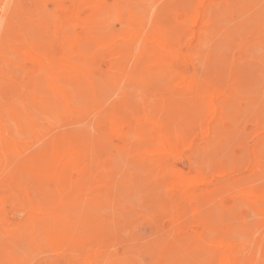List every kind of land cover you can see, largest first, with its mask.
Wrapping results in <instances>:
<instances>
[{"label":"rangeland","instance_id":"374dc122","mask_svg":"<svg viewBox=\"0 0 264 264\" xmlns=\"http://www.w3.org/2000/svg\"><path fill=\"white\" fill-rule=\"evenodd\" d=\"M32 1L31 0H0V90H1L0 103L3 102V104H0L1 106L0 109L3 108L4 111H6L5 109L9 110V108H11L8 111L9 116H7V113H6L7 111L4 112L3 110H0V112L2 111V115L3 113H5L4 114L5 118L3 117L4 124H2V121H1V124L4 126L5 131L4 130L2 131L3 127L0 124L1 125L0 129L2 128L0 132L2 131V133L4 134L6 132L5 135H1V137L3 136L2 138L0 137V140H1L0 142L2 143V145L0 143V146H4L5 142H2V141H4L6 138H9V137H10L9 139L13 140L14 142H17V141L20 143L25 142L24 143L25 146L28 145V143L30 142L32 144V139L34 142L32 145H34L35 144L34 140H37L39 142L38 138H42L40 140L41 144L40 143L35 144L37 148L34 145L35 149L40 150L42 148V144L46 143L45 140L48 141L49 139H51L52 134H53V137L54 135L64 136L69 133H72L73 135L76 128L78 129V132H81L80 134H77L76 132L77 135L75 137L77 141L82 140V142L78 141L79 143L83 144V141L85 140H87L88 142L90 138H88L87 135L89 133H90L89 137H91V142L90 144L87 143L88 144V153H87L88 155L86 154L87 156L85 155L86 157H83V158H86L87 160L84 159L85 160L84 162V160L81 158L82 159L81 161L84 162L86 166L81 165L82 163H76L77 167H79L78 169H80L79 172L76 170L72 171L70 169L71 170V174H70V172L68 173V168L70 166L68 167V164L66 163L62 166L63 168L61 169L62 175L65 174L64 172L68 173L65 175L68 179L66 180L69 182V184L67 181L65 182V180L62 179L61 189H64V187H66L67 184L68 185L72 184L71 187L69 186V188H67L68 187L67 186L65 190L63 191L62 190L58 191V188L61 187V184L58 185V187L57 186L55 187V183L52 182L51 180H49L50 181L49 182L47 181V179L41 180L38 177L35 179V174L31 175L25 169L24 163L22 165L20 163L21 161H23L21 160V157L22 159L23 157L25 158L24 154H22L21 156H19V154H16L15 160L13 162L14 166L12 165V163H8V164L0 163V181H2L4 184L6 182L5 180H9V178H12L11 182L9 180L7 181L8 184L5 183L6 186H4L2 182L0 183V189H1L0 199L4 200L3 213L6 214L7 219H8L7 225H3L2 223H0V264H49V263L50 264H80L79 262L81 260L85 262L87 261L85 264H100V263L101 264L102 263L103 264H121V263L123 264V262L125 261L129 262L127 264H150L152 259L153 260L151 264H163L162 262L164 260V256L166 257L164 264L166 263L167 264H209V263L214 264L213 262H215V264H219L217 262L221 255V250L219 248L217 249L214 247H217L216 245L220 241L234 243L239 249L238 252H241V250H246V248L247 249L249 248L250 250H252L256 247V246H253L252 244L256 243L257 241H258L257 243L261 242L263 246L260 245L258 246L259 248L256 247V249L258 248L257 249L258 251L254 249L258 253L260 252V254L256 252L259 256H255L256 254L254 253L255 252L254 250H253L254 252L252 251V254H251V251L248 250L251 256L249 255V252H247L248 258H246V255H245L246 253L242 252L240 255L242 254L243 255L240 257L243 258V256L245 255L244 259L246 260L249 258H253V259L257 258L256 264H264V249H263L264 247V210H263L264 209L263 208L264 199H261L263 201L258 200L256 203H253V202L250 203L249 201L247 202V200L249 199L244 197L243 195V193H245L248 190L264 191L263 189L264 187V128H263L264 127V112H263L264 111V46H263L264 45V0H206V1H203V0H96L97 3L98 2L99 3L97 4L98 6L95 7L92 11L93 23H94L95 28L99 30V33L101 34L103 33V36L112 34L114 31L115 32L112 35H119L120 33L123 32L124 29L127 30L129 28V23H128L129 19H134L136 23L139 24L141 28L145 30L146 33L149 32V28L151 29L152 26L154 28H156L155 26L159 27L157 24L163 26L162 20H164L165 18L166 19L164 20V24H165L164 26L167 28L168 27L173 28L172 24L178 22V24L180 25V28L177 31L173 32L172 36H174L173 38L177 39L178 43H180L179 48H180L182 55L185 54L183 56L184 57L186 56L185 62H183L184 65L181 67V71L188 74V78L190 77V80H193L196 82V87L194 88L193 91L189 93V95L185 97L181 96L182 98L179 97L177 93L178 89L174 87L173 84L171 85V82H170L171 76H169L171 73L168 74L166 72L164 74H161L160 71L152 70L153 71L152 72L150 70L151 74H149L148 72L149 69L147 65H145V63H147L148 61L147 59H144L145 61H142V65L145 62L144 63L145 67L144 65L143 66L141 65V67L145 71L141 68L143 71H140L137 75L134 76V79H135L134 82L133 80L130 82L129 78L132 77L133 71L131 72L129 71L131 69L134 70L137 64V61L139 60V58H141V56L138 54H141L142 49L144 50L143 44L141 45V43L140 44L137 43L135 47L133 48L134 49L133 52L137 51V55L139 56L137 60H135L136 54L134 53L132 54L131 49H130L131 51L127 55L128 61H127L126 66L128 70L126 72L128 73L125 72L127 74L126 75L127 79L125 78L127 80L126 81L127 84H126L125 79L123 80L124 78L123 76L125 73L123 72L122 69L119 68L120 62H119L118 57L117 58L114 57L112 54H110L107 51V49H104L101 47H99L100 49L97 47L96 50L93 51L95 47L91 46L93 48L92 49L93 54H91V57L94 55L91 59V62L93 63L94 61V63L91 64L90 62V64L92 65V67H95L96 64H97L96 67H98L99 65L98 68L95 67L94 69H90V75H93L95 77L94 79L93 77H91L90 80L96 79V82H97L95 83L92 80L93 83L96 84L95 92L93 90L94 93L92 91L90 92L91 94L88 93L90 96V99H89L90 102L87 103L86 98H83L82 100L81 97H79V94L74 89V87H70V86L65 87V89H68L70 91V95L72 96L71 103L72 101H74L73 108L75 109L76 112L75 113L73 112L72 116L69 113L70 109L66 110L62 102L54 101L53 96L51 97L52 94L51 95L49 94L51 93L50 90H47L46 85H44L45 84L43 82L44 80L42 81L43 84L42 85L39 84L37 87H39L40 89L42 86H44L45 88L43 87L42 91L37 90V93L35 96L41 99L40 102H43L42 104L35 106L36 104L33 102V100L27 101V100H30V98L29 97L25 98L24 92L26 91V88L29 89L30 88L29 85H31V88H33L32 85L35 84L34 82L38 83L40 81H38L39 79L37 78L35 79V77H32V74L30 73L29 69L30 68L32 69L34 67H32V65L30 64L24 63V60L19 55L17 49L23 47L24 46L23 44L24 43L26 44V42L28 44H32L34 42V45L36 46H38L39 43L41 44L43 43L42 45L46 49H57L58 48L57 42L53 40V37L51 39V36H53L52 30L49 29V25L45 26L44 24H49V23H46L47 19H49V17L47 16L48 15L47 13H49V16L51 18L55 17V15L53 16L51 12L55 10L56 12L54 13L57 14L56 4L58 3L59 0L57 1L41 0V2L43 1L42 2L43 5L40 2V0H32ZM201 1L204 3L201 4L202 3ZM59 2H62L65 5L67 4L66 6H70L69 0H64V1L60 0ZM37 4H39V6L41 7L37 6ZM49 4L50 5L52 4L54 6L50 7ZM36 6L39 8L37 9ZM45 7L47 9H45ZM207 7L212 10L208 9ZM40 10L43 11L41 15L39 14V12H41ZM44 11L46 13H44ZM148 13H149V16L147 15ZM33 15H34V19H32ZM25 16L27 17V19H31V20H27ZM37 16L39 18L36 20L35 17ZM97 16L101 18L99 19ZM240 17L241 19H239ZM157 19L158 21H156ZM32 20L34 22H39L40 23L39 26L41 27H38L37 26L38 23L35 24ZM222 20L224 21V23ZM119 21L121 22L120 24L118 23ZM144 21L145 22L147 21L148 26L146 24L144 25L145 23ZM151 21L152 22L156 21L157 23L156 22L150 23ZM28 22H29V26H28ZM41 23H43L44 27ZM96 23H99V24L96 25ZM149 24H152V25H149ZM17 25L18 26L20 25V28H18ZM45 28H46V31L44 30ZM121 28H122V32L120 30ZM118 29L120 31H118ZM20 30H23V32ZM15 34H17V37L15 36ZM50 34L51 36L49 37ZM44 37H47V38H44ZM34 39H36V41H34ZM44 39L47 40V42L45 41L46 43H49V44L53 43V44L52 45L45 44L47 46L46 47L44 45ZM16 41L19 43H17ZM87 45L90 47L91 44H87ZM40 46L41 45L39 44L38 47L40 48ZM249 46L250 48L248 49L247 47ZM139 47L141 48V50ZM13 48H15L17 51ZM137 49L140 50L139 51L140 53H138ZM14 54L17 57L20 56V58L18 57L19 60L14 56ZM134 56L135 58L133 59ZM132 61L135 63H132ZM12 68L14 69V71ZM102 68L106 71H104ZM23 69L25 70L27 69L28 72L25 74L22 73ZM25 70L24 72L27 71ZM108 71L109 73H107ZM181 71L177 70V72H181ZM154 72L155 73L157 72V75L156 74L152 75V73ZM18 73L19 74L21 73V77L19 76ZM114 73L115 74L117 73L119 75L118 78L115 75L117 79L113 77ZM233 73L235 74L234 76L236 77L235 78L236 81H233L234 79V76L232 75ZM159 75H163V76L161 77ZM17 76L19 77V82H24V84H26V86L24 85L25 86L24 88L19 89V87L17 88L16 85L14 84L13 80L18 82ZM110 76L111 78H113V80L115 79L116 81H120L119 85L115 86L113 84L114 81L111 78H109ZM5 77H8V78L6 79ZM104 77H108L109 79L112 80V82L111 80L110 81L106 80ZM119 77H120V80H119ZM140 77H142V80ZM144 77H146V79ZM63 79L61 78V80ZM104 79L106 80V82H103L105 81ZM138 79L141 80L143 84L141 83L139 85L140 81L135 82ZM162 79L167 80V81H164V83L165 82L168 83L169 81L168 83L169 86L166 85V83L165 84L163 83V85L165 86L164 87L161 83L163 82ZM86 82H88V80ZM128 82L131 84L129 85ZM238 82L240 83L239 85H238ZM135 83H138V84H135ZM231 83H233L234 86ZM153 84H156L159 87L156 86L155 88ZM160 84L162 85V87ZM235 84H237V87L239 86L238 88L239 90L234 88L236 87ZM207 85L209 87H207ZM144 86H147L146 90L145 88L143 90L141 89ZM218 86L219 88H216ZM224 86H226L225 91H224ZM1 87L2 88L5 87L4 92ZM151 87H154V88L152 89ZM147 88H149V90H147ZM222 88H223V92H222ZM7 89L10 93L6 91V94L7 92L9 93V95L6 96L5 90ZM154 89L156 90L162 89L161 90L162 93L161 92L158 93L156 91L157 93L155 94ZM219 89L221 91H219ZM236 90L240 93V95L233 96L237 92ZM126 91L128 92L127 93L128 96L125 99ZM95 93H96V97H95ZM129 93H130V96L132 97V100L134 99L133 101L131 100V97H129ZM146 93H147V96H144L146 95ZM160 93L162 96L160 95ZM168 93H170L171 97L170 96L167 97ZM215 94L217 95L214 96ZM174 96L176 97V99ZM232 96L234 97V99H239L238 102H235L236 104H232V102L235 101L233 100ZM30 97L33 99L31 95ZM122 97L125 100H128L130 98L131 101L129 100V102L122 100L125 102V104L128 102L127 103L128 105L127 104L125 105L124 102L121 101ZM138 97H145V98H141L143 109L141 106L140 99ZM213 97H216L215 100H213L214 99ZM223 97L227 99L224 98L223 100ZM150 98L151 100L154 99V101H151ZM217 98L219 100L218 102H217ZM228 98L231 99V102ZM155 99H156V102H155ZM173 99L174 101L178 99L176 101V104L173 103L174 105L179 104L178 108L177 107L176 109L174 108L175 110H178L176 112H173L175 110H173V108L171 107L169 110V107H168L172 104ZM180 99L182 101H180ZM135 100H136V103H135ZM227 100H229L228 103H227ZM120 101L123 103V106L125 105L123 109H125L127 106L132 107L131 108L132 110L128 109L127 107V110H128L127 113L131 112L129 113V115L130 114L132 115L133 111L135 112L136 110L138 111L139 109L140 111L142 110L141 113L140 111H138V112H135V114L137 113L138 115H143L144 113L152 114L156 112L157 114L155 115L152 114V115L156 118L157 116H159L160 119L159 118L157 119L165 124V126L170 130V133L172 134L175 133L176 134V135L174 134L175 136L183 135L185 139L181 141L179 145V148H178L179 151H177V156L173 155L170 157L169 155H164V154H159V153H158L159 155L153 154V152L157 151L156 150L157 148H155V146L154 147L150 146V143H148L149 140L147 139V137H145V135H142L143 137L141 138L140 136L138 137L137 134H135L137 137L134 138L135 135L133 134L132 130L130 131V129L125 130L126 132H128V135L124 139L121 137H117V135L109 134L108 130L102 131L101 129H99L98 124H97L99 120L97 121L95 120L96 122L92 123L95 128V129L94 128L92 129L93 126L90 124L92 122L91 118L96 113L98 114L96 115L99 117V112H100L99 110L101 108H104V109L106 108V110L109 108L113 110V112L114 110L116 112V110L117 109L119 110V107L121 108L122 106V104H120ZM101 102H103V104ZM131 102H133L132 106H131ZM185 102L186 103L189 102V104L186 105ZM201 102L202 103L204 102L203 105H201ZM219 102L220 103L222 102V103L219 104ZM5 103L7 104L5 105ZM143 103L145 104V107ZM225 103L229 104V106L225 105L226 108H230V107L232 108L233 107L232 105H234V107L231 110L233 111L234 109L236 113H234V111L232 112L230 109H229L230 111L226 110L231 114L230 116L228 112H225V109H226V108L224 109L225 106L222 108V104L224 105ZM117 104L119 106L115 108L113 107L114 108L113 109L112 106L113 105L116 106ZM184 104H185L184 106L185 111L188 112V113H184L185 115L183 114L184 111L182 110L184 109L183 107ZM59 105L60 106L62 105V106L60 107ZM87 105L89 109H87ZM162 105L163 107L161 108ZM193 105L194 106L196 105L197 107L196 106L194 107ZM5 106H8V107H5ZM133 106L137 109L133 108ZM180 106L181 108L179 109ZM191 106L193 107L191 108ZM24 107L28 115L27 118H25L22 114L23 113L22 110H25ZM78 107L80 108V110H78L79 109ZM95 107H98L99 112H96ZM138 107H141V108L138 109ZM172 107H175V106H172ZM219 107L221 108L219 109ZM149 108L151 110L153 109L152 113L149 112L150 111ZM193 108L197 110V111L195 110V112L197 113L195 112L190 113V110L191 111L194 110ZM104 109H103V112H105ZM109 109L107 113H111V110L109 111ZM93 110L95 111V114L91 115L94 112ZM166 110L167 111L169 110V116H170V117L169 116L166 117L167 119L164 116H162L163 113L164 115H168L167 113L165 114ZM181 110L183 112H181ZM18 111L20 112V114ZM79 111L82 113V115H80L81 113H79ZM56 112H58L57 114L58 119L53 117L56 114ZM62 112L70 116H65V114H63ZM170 112L172 114L174 113V115H172ZM177 112L178 114L182 113V116L183 115L184 116L178 117V115H176ZM76 113H78L79 115L78 114L76 115ZM120 113L124 114L123 110ZM127 113L123 116L126 117L128 115ZM189 113L190 115L192 114V116L190 115L188 116L187 114ZM15 114L22 115V119L20 118V122L22 123V125L20 126H17L18 124L16 125L17 119L15 118L16 116ZM234 114L235 116L232 117V115ZM57 115L55 116L57 117ZM88 115H91L92 117ZM96 115L93 118L97 119ZM216 115H220V116H216ZM225 115H227V118ZM50 116L52 119L50 118ZM79 116H81L82 118ZM83 116L84 118L87 116L90 119L89 120L90 122L88 123V121L86 120L87 117L85 118V120H83L84 119ZM0 117H1V113H0ZM217 117H220L221 119L218 118L219 119L218 120ZM75 118H77V120ZM54 119L59 120V125L61 123V126L63 127L58 126L57 125L58 121H54ZM51 120L54 121L53 124L52 122H50ZM78 120H80V122ZM81 120L85 121V123L87 121L86 125H84L85 123L82 122ZM75 121L76 122L78 121L79 124L81 123L80 125L82 127L84 126L83 130H81L82 127H79V124L77 125ZM191 121H193V123ZM55 123L57 126H55ZM217 123L218 124L220 123L219 125L221 127H219ZM28 124L30 127H31L30 124H32L33 127L29 128ZM88 124L91 126L89 127ZM5 125H7L8 128L11 127L10 132L8 131L9 129ZM34 126H36V128L38 129H36ZM51 126H52V129H51ZM17 127H18V131L16 129ZM20 127L22 128V130L19 131V129H21ZM27 127L29 129H33L34 131H36V132H33V134H37L36 136L32 135L31 134L32 132L30 133L32 136H35L36 139L35 137L32 138L30 134H29L30 136L28 134H24V131L25 133H29L28 131H26V130H29ZM85 127L89 130H87ZM218 128L222 129V135L224 134L223 131L227 130L224 136H221V133H220L221 130L218 132L217 130ZM12 129L14 130L12 131ZM205 129H207L206 133H205L206 131ZM33 130H30V131H33ZM40 130L44 133V135L42 133L39 135ZM45 130H47V132H44ZM61 130H62V135L60 134ZM100 130L103 133L102 136H101ZM65 131L67 134L65 133L63 134V132ZM8 132L10 133V136ZM11 132L13 133L11 134ZM14 132H17V133H14ZM20 132L23 133V135H21ZM55 132L57 133V135L55 134ZM13 134L15 135L14 138H17V137L18 138L12 139L13 137L11 138V136H13ZM96 134L98 135V140L94 138ZM217 134L220 136V138L214 141L215 137L218 136ZM93 135L95 136L93 137ZM23 136H26L27 138L24 139ZM43 136L44 137L46 136L45 139H43ZM99 136H100V139L102 138L101 139L102 141L105 140L107 141V143L111 142L115 146H117V148L115 146L113 147L112 146L113 144L111 143L107 144L105 141H104L105 144H102L103 142L99 140ZM19 137H21L20 138L21 141H19ZM85 137L88 139H86ZM200 137H202V140L200 139ZM119 138H121L122 142L121 140H119ZM211 139H212V142L209 143ZM42 140H44V143H42L43 142ZM136 140L139 142V144L137 143ZM96 141L99 147L97 146ZM22 143L21 145H23ZM84 143H86V141ZM136 143L138 144L137 146H136ZM89 146L93 147V149L89 148ZM102 146L104 149H100ZM27 147H26L27 151L23 150V152L26 151L28 152L27 154H30V155H32L33 153H36L37 150L35 151V149L33 152H32L33 150L32 149L30 151L32 153H30L28 150L29 148ZM22 148L25 149L24 145L22 146ZM114 148H116V150ZM127 148L129 149L132 148L133 152L130 153L131 150L126 152ZM195 148H197V150H195ZM0 149H1L0 150V153H1L3 148L0 147ZM122 149H125V150L123 151ZM134 149H135V152L137 153L134 152ZM246 149H248V151L251 150V152L250 151L248 152ZM252 149H253V152H252ZM98 150H99V153L97 152L98 154H95L96 151ZM121 150L123 152H121ZM103 153L104 155L102 156ZM132 153L134 154V156L132 155ZM144 153L148 157L145 156ZM250 153L251 154L254 153L256 156L254 155L252 156ZM92 154L94 155L93 158L95 157L94 159H97V160H94V159L91 160L92 162L93 161L97 162V164L95 163L96 168H93L94 163H89V160L92 159L90 157V155L92 156ZM151 154H153L152 157H151ZM96 155H98L99 157H96ZM174 156H175V159H174ZM26 157L28 156L26 155ZM134 157H137V158H134ZM179 159L181 160V163ZM102 160H103V163H102ZM138 160H140L141 162L143 161L142 165L140 162L135 163V162H138ZM153 160L159 161L160 163H155ZM146 161H148V163ZM17 163H20L21 166ZM76 165L74 163V165H71V167L75 166L74 168L76 169L77 168ZM19 166L23 167L24 169L23 174L21 172L22 168L21 170L20 169L18 170ZM80 167L82 168V170ZM225 167H228V170H226ZM92 168L95 173H92L93 172ZM11 169H12V172H13V169H15L14 171L15 175L18 174V176L19 175L20 176L19 177L17 175H16L17 177L12 176L14 172L13 173L11 172L10 174ZM89 169H90V172H88L89 173V177H88V175L85 174V170L87 172V170ZM204 170H206L205 172L207 174H205ZM208 170L209 171L213 170L212 175H211V172H207ZM221 170H224V171H221ZM143 171H146V173L145 172L143 173ZM147 171H149V174ZM185 172L187 173L184 174ZM9 174L12 177H10ZM69 174L72 175L73 177L70 176ZM77 174L79 176L82 175L80 176L81 178L79 177V179H77L78 178ZM209 174L211 176V179L209 177ZM85 175H86V179H85ZM87 177L89 180H90V177L92 180L93 179L97 180V183H95L96 181L94 180L93 182L88 181L87 183L85 181V180H88ZM100 177H103V180L102 179L100 180ZM193 177L194 179H196V182L194 181ZM13 178L15 179L14 180L15 182H13ZM20 178H22L21 181H20ZM246 178H250L248 179L249 184H246V182L240 183L243 179H246ZM16 179H17V183H16ZM32 179L34 180L35 184ZM70 179H72V181ZM183 179H187L186 181H190V182L192 181V183L194 181L195 186L197 185V183L199 184L200 181L203 180V182H201L202 185L199 184L198 186V190L201 192H198V194L191 200L186 198L184 193L181 191L180 183H183ZM18 180L20 181L19 184H18ZM43 180H44L45 185L43 183ZM75 180L77 183L79 182L81 183L82 181H85L84 183H87L88 185L85 184L86 185L85 187L83 186L84 183L83 184L79 183V185H81L80 187L82 188L85 187V189H82V188L79 189V187L77 186L78 184H76L75 186L76 188H74L73 183H76ZM250 180L252 182V185H250L251 184ZM28 181L32 185H30ZM38 181H40L44 187L40 184V182L38 183ZM21 182L27 183V184L26 185L24 184V186L21 187L20 186ZM140 182H142L140 186L137 185ZM234 182H235V185H237V188L241 187L242 189L235 190L234 188H236V186H234L233 188ZM47 183H49L50 185ZM238 184L240 187L238 186ZM13 185L16 188L18 186V189L20 190V191L17 190L18 191L17 193L20 196L18 197V199L20 200H18L19 202L17 203L15 202L11 203L13 201H10L6 197H4L6 196V194L8 197V193L10 189L14 191L15 187ZM242 185L244 186V188ZM255 185L261 187V189H259V187L257 189ZM7 186L10 187V189H8ZM2 187H5V188H2ZM223 187L225 188L227 187V189L229 187L230 190H232L233 194L228 189L229 192H231V194L228 196L229 194L228 191L226 190L227 193H225L224 192L225 189ZM77 188L79 190H77ZM216 188L219 189L218 191V193L220 192L219 195L216 194L215 192L212 193L213 195L209 193V191L215 190ZM75 189H76V192L74 193ZM70 190L73 192L71 193ZM177 190H178V193H177ZM237 190H238V193H237ZM67 192L71 194L67 196L66 198V196H64V193L66 195ZM24 193H26V196L24 195ZM51 193L56 195V196L54 195L55 199L53 198V194ZM61 193H62L61 197L57 196V195H60ZM15 196L16 194L14 193V197ZM26 197L28 200L25 201L24 198ZM44 197L49 198V199H45ZM175 197L178 199H176ZM63 198H64V201H63ZM209 201L213 204V206L210 205L211 203ZM207 202L210 204H207ZM240 202L241 203L245 202L246 204L243 203V205L245 206L240 204ZM150 203L151 205H149ZM31 204L34 205L37 209H40L43 207L59 209V215L56 216V219L58 218V221H60L61 223L60 222L58 223V227H56L57 230L61 232L63 237L64 236L66 237L67 233H71V240H73L74 237L76 238V237H79V235H82L81 237H83L89 244L87 245L86 250H84V253H82L83 250H78L72 244V242L65 243L66 244L65 247H66V250H68L69 247L73 246L74 248L71 247V251H75V253L68 252L70 250L66 252L65 250H63V248L65 249V247L63 246L65 244H64V241H62L63 244L61 243L62 246L60 244L59 247H62L63 252L62 251L60 252H62L63 254L59 253V255L62 254L64 256L61 255L62 257L61 256L60 257L62 259L60 258L58 259L59 255L56 253L59 252V249H57L56 246L54 247L51 242L52 240L51 235H52V232L54 231L53 227L56 223L53 222L52 216L51 217H36L30 214ZM237 204H240L242 205V206L239 205L240 207H245V208H242V209L240 207L237 208ZM204 205H206L207 207L205 206L204 208ZM217 207L219 208V210H217L218 209ZM235 207L237 210L240 208L238 210L239 213L235 212ZM150 210H151V213L149 212ZM208 211H210L212 215ZM257 211H261V213L259 212L260 214H258ZM215 212L216 214H218L217 216H219V218L215 216ZM231 212H232V215H231ZM219 213H221V215ZM228 213L232 217L230 215L228 216ZM209 214L213 217V220L209 218L210 216ZM224 216L230 217V219L229 218L225 219ZM222 218L225 221H223ZM170 221L171 222L175 221V222L174 224L173 223L169 224L168 222ZM213 221L215 223H213ZM61 224H64V225L62 226ZM215 224L217 226H215ZM66 225L69 227L70 226L72 227V229H69L68 232L66 230V227H67ZM168 225L170 226L168 227ZM41 229L43 230V235H42ZM34 230L36 232H34ZM21 231L23 233H21ZM190 232L193 235L190 234ZM214 232H216V236L213 235L215 234ZM217 232L219 234L220 232H222L221 237L223 239H221L220 235ZM209 233L210 235L211 233H213L212 236L209 237V239L211 238H214V239L210 240L211 242L210 241L206 242L207 241L206 239L208 238ZM35 234H38L37 237L39 235L40 236L42 235L41 237L43 236L44 237L40 240L39 239L40 236L36 238ZM159 235L161 237H159ZM225 236L228 238V241L225 240L226 239ZM104 238L107 239L105 243H104ZM156 238H159V240L161 238L163 241L161 240V242H159V240H157ZM156 240L157 242H159L158 247L155 246L157 245ZM201 240L203 241V244ZM146 242H150V244L148 245V243L146 244ZM151 242L155 245L152 246ZM178 242L180 244L183 242L184 244L183 245L181 244L182 246L179 244L180 246H178L176 244ZM192 242L194 243L192 244ZM144 244L145 246H143ZM209 244L210 245L212 244L211 249H209L210 247L209 248L207 247V245L210 246ZM175 246H178L177 247L178 253H174L173 255V252H177L176 248H174ZM143 247L147 249H143ZM173 248L176 251H173V252L170 251L171 252L170 254L169 249L173 250ZM210 250H212L213 254H216L217 256L214 255L215 257L213 258L212 251L210 253ZM64 251L66 253H64ZM150 252L152 254L154 253L156 254H154V256L151 255L152 257L151 258ZM165 252L168 254L165 255L164 254ZM49 253L51 255H49ZM148 253H150L149 257H148ZM68 254L71 257L66 256ZM175 254L177 256H175ZM48 255L50 256V258ZM73 255L75 256L74 258H72ZM83 255H85V258H84L85 260L81 258ZM104 255L105 257L107 256L106 260L105 258H103ZM155 255L157 256V258ZM94 256H96L97 259L94 258ZM97 256H100L99 258L102 261ZM88 257H91V258H88ZM211 257H212V261H210ZM215 258H216V261H215ZM49 259L52 261H48Z\"/></svg>","mask_w":264,"mask_h":264},{"label":"bare ground","instance_id":"6f19581e","mask_svg":"<svg viewBox=\"0 0 264 264\" xmlns=\"http://www.w3.org/2000/svg\"><path fill=\"white\" fill-rule=\"evenodd\" d=\"M32 1V0H31ZM49 1H51V0H49ZM55 1H57V0H55ZM60 1V0H59ZM58 1V3L56 4V7H57V14L56 13H54V12H56L55 10L53 11V12H51V14H53V16L55 15V17L54 18H51L50 16H49V13H47L48 15V17H49V19H47V21H46V23H49V24H44L45 26L46 25H49V29H51L52 30V33H53V36H51V34L49 35V37L51 36V39H52V37H53V40L55 41V42H57V44H58V48L57 49H46L41 43H39L41 46H40V48L38 47L39 46V44H38V46H36V45H34V42L32 43V44H28L26 41H28V40H26L25 42H26V44L24 43H22L24 46L23 47H21V48H19V49H17L18 50V53H19V55L21 56V58L24 60V63H27V64H30V65H32V67H34V68H28L29 69V71H30V73L32 74V77H35V79L37 78V79H39L38 81H40V82H38V83H36V82H34L35 84H33L32 85V87L33 88H31V85H29V89L28 88H26V91L24 92V95H25V98H27V97H29L30 98V100H27V101H31V100H33V102L36 104H33V105H35V106H37V105H39V104H42L43 102H40V98H37V97H35L36 96V93H37V90L39 91V90H41L42 91V89H43V87L44 86H42L40 89H39V87H37L39 84H43L42 83V81L45 83L44 85H46V87H47V90H50V92L51 93H49L50 95H51V97L53 96V99H54V101H56V102H62L63 103V106L66 108V110L67 109H70V111H69V113H70V115L72 116L73 115V112L75 113L76 111H75V109L73 108V105H74V101H72V103H71V95H70V91L68 90V89H65V87H68V86H70V87H74V89L77 91V93L79 94V97H81V99L83 100V98H86V102L87 103H89L90 101H89V99H90V96H89V94L88 93H90L91 91L93 92V90H94V92H95V85L96 84H94L93 83V81L95 82V83H97L96 82V79L95 80H93L95 77L93 76V75H90V69H94L96 66H97V64L95 65V67H92V65L91 64H93L94 63V61H93V63L91 62V59H92V57L94 56H92L91 57V54H93V51H95L96 50V48L98 47H101V48H104V49H107V51L110 53V54H112L114 57H118V59H119V62H120V69H122L123 70V72L125 73L128 69H127V55L129 54V52L132 50V54L134 53V54H136V58H135V56L133 57V59L135 58V60H137L138 58H139V56L138 55H140L141 56V58H139V60L137 61V64H136V66H135V68H134V70H130L129 72H131V71H133V73H132V77H130L129 78V81L131 82L132 80H133V82H134V76L135 75H137L140 71H143L144 69L141 67V65H142V61H145L144 59H147L148 61H147V63H145V65H147V67H148V69H146V70H148V72H149V74H151L150 73V70L152 71V70H157V71H160L161 72V74H164V73H171L169 76H171V80H170V82H171V85L173 84L174 85V87H176L177 89H178V91H177V93H178V96L179 97H185V96H187V95H189V93L191 92V91H193L194 90V88L196 87V82L195 81H193V80H190V77L188 78V74H186V73H184L183 71H181V67L184 65V63L183 62H185V57L183 56V55H185V54H183L182 55V53H181V51H180V48H179V46H180V43H178V41H177V39H174L173 37L174 36H172V33L173 32H175V31H177L179 28H180V25L178 24V22H176V23H174V24H172L173 25V28L172 27H165L164 25V20L166 19H164V20H162L163 21V26H161V25H159V24H157L159 27H157V26H155L156 28H154L153 26V28L151 27V29L149 28V32L148 33H146L145 32V30L144 29H142L141 28V26L139 25V24H137L136 23V21L134 20V19H129V21H128V23H129V28L127 29V30H123V32H122V28L120 29L121 30V32L122 33H120L119 35H112V34H109V35H105V36H103V33L101 34V33H99V30H97L96 28H95V26H94V23H93V14H92V11H93V9L95 8V7H97L98 5V3H97V1L95 0H69V3H70V6H66L64 3H62V2H59ZM64 1V0H63ZM203 1H206V0H203ZM32 2H34V1H32ZM40 2H41V0H40ZM43 2V1H42ZM41 2V3H42ZM45 2V1H44ZM54 2V1H53ZM202 2V1H201ZM51 3V2H50ZM147 3V2H146ZM204 2H202L201 4H203ZM262 3V2H261ZM40 4V3H39ZM39 4H37V6H39ZM45 4V3H44ZM47 4V3H46ZM221 4V3H220ZM3 5V4H2ZM36 5V4H35ZM42 5H43V3H42ZM50 5V4H49ZM199 5V4H198ZM222 5V4H221ZM36 6V7H37ZM48 6V5H47ZM46 6V7H47ZM54 5H50V7H53ZM140 6V5H139ZM154 6V5H153ZM158 6H160V5H158ZM234 6V5H233ZM29 7H30V5H29ZM39 7H41V6H39ZM39 7H37V9L39 8ZM45 7V9H47ZM112 8V7H111ZM136 8V7H135ZM162 8V7H161ZM178 8V7H177ZM208 8V7H207ZM31 9V8H30ZM36 9V8H35ZM149 9V8H148ZM179 9V8H178ZM181 9V8H180ZM208 9H210V8H208ZM237 9V8H236ZM106 10V9H105ZM210 10H212V9H210ZM227 10V9H226ZM41 11V10H40ZM49 11V10H48ZM154 11V10H153ZM255 11V10H254ZM42 12L43 11H41V12H39V14L41 15L42 14ZM101 12V11H100ZM104 12V11H103ZM110 12V11H109ZM125 12V11H124ZM145 12V11H144ZM220 12V11H219ZM44 13H46L45 11H44ZM108 13V12H107ZM106 13V14H107ZM154 13V12H153ZM44 15V14H43ZM46 15V14H45ZM136 15H137V13H136ZM148 16H149V13L147 14ZM159 15V14H158ZM241 15V14H240ZM52 16V15H51ZM52 16V17H53ZM243 16V15H242ZM5 17V16H4ZM4 17H2V18H4ZM26 17V16H25ZM33 18L32 19H34V15L32 16ZM98 18H99V16H97ZM106 17V16H105ZM162 17V16H161ZM164 17V16H163ZM166 17V16H165ZM39 17L37 16V17H35V19L37 20ZM101 18V17H100ZM99 18V19H100ZM108 18V17H107ZM140 18V17H139ZM150 18V17H149ZM224 18V17H223ZM26 19H27V17H26ZM106 19V18H105ZM153 19V18H152ZM239 19H241V17L239 18ZM27 20H31V19H27ZM26 20V21H27ZM110 20V19H109ZM118 20V19H117ZM116 20V21H117ZM143 20V19H142ZM176 20V19H175ZM25 21V22H26ZM33 21V20H32ZM39 21V20H38ZM149 21H150V19H149ZM156 21H158V19L156 20ZM155 21V22H156ZM169 21H170V19H169ZM223 21V20H222ZM226 21V20H225ZM34 22V21H33ZM145 22V21H144ZM154 21L152 22H150V23H155ZM35 24L36 23H38V27H41V26H39L40 25V23L39 22H34ZM110 23V22H109ZM112 23V22H111ZM119 24L121 23L120 21L118 22ZM141 23V22H140ZM157 23V22H156ZM158 23H160V22H158ZM223 23H224V21H223ZM235 23V22H234ZM33 24V23H32ZM42 25H43V23H41ZM99 23H96V25H98ZM114 24V23H113ZM126 24V23H125ZM147 25V21L144 23V25ZM227 24V23H226ZM44 25H43V27H44ZM50 25H51V27H50ZM100 25H101V23H100ZM104 25V24H103ZM149 25H152V24H149ZM243 25V24H242ZM18 26V25H17ZM28 26H29V22H28ZM107 26V25H106ZM120 26V25H119ZM122 26V25H121ZM127 26V25H126ZM143 26V25H142ZM148 26V25H147ZM147 26H146V28H147ZM169 26V25H168ZM105 27V26H104ZM124 27V26H123ZM128 27V26H127ZM126 27V28H127ZM18 28H20V25L18 26ZM28 28V27H27ZM144 28V27H143ZM42 29V28H41ZM112 29H113V27H112ZM153 29V30H152ZM30 30V29H29ZM39 30V29H38ZM45 31H46V28L44 29ZM105 30V29H104ZM119 29H118V31H120ZM150 30H152V31H150ZM238 30V29H237ZM16 31V30H15ZM19 31V30H18ZM20 31H22L23 32V30H20ZM32 32V31H31ZM30 32V33H31ZM38 32V31H37ZM10 33V32H9ZM13 33V32H12ZM15 33V32H14ZM19 33V32H18ZM106 33V32H105ZM117 33V32H116ZM233 33V32H232ZM20 34V33H19ZM27 34V33H26ZM28 35V34H27ZM31 35H33V34H31ZM44 35H45V33H44ZM46 35H47V33H46ZM15 36L17 37V34H15ZM37 36H39V35H37ZM220 37V36H219ZM218 37V38H219ZM229 37V36H228ZM233 37V36H232ZM24 38V37H23ZM23 38H22V40H23ZM42 38V37H41ZM44 38H47V37H44ZM221 38V37H220ZM11 39V38H10ZM27 39V38H26ZM214 39V38H213ZM15 40H17V39H15ZM14 40V41H15ZM25 40V39H24ZM53 40H51V41H53ZM20 41V40H19ZM29 41H30V39H29ZM34 41H36V39H34ZM43 41V40H42ZM42 41H40V42H42ZM47 42V40H45L44 39V45L46 44H48V45H50L49 43H46ZM3 42H4V40H3ZM13 42V41H12ZM17 42V41H16ZM220 42V41H219ZM17 43H19V42H17ZM137 43H141V45L143 44V47H144V50L142 49L141 50V48H140V50L142 51L141 52V54H138L137 55V51L136 52H133V48L135 47V45L137 44ZM16 44V43H15ZM36 44V43H35ZM53 44V43H52ZM51 44V45H52ZM87 44H91L90 45V47L87 45ZM260 44V43H259ZM45 45V46H46ZM95 45V46H94ZM235 45H236V43H235ZM262 45V44H261ZM18 46V45H17ZM91 46H93V47H95V49L92 51V47ZM264 46V45H263ZM47 47V46H46ZM44 48V49H43ZM248 49L250 48V46L249 47H247ZM13 49H15V48H13ZM100 49V48H99ZM131 49V50H130ZM16 50V49H15ZM16 50V51H17ZM102 50V49H101ZM138 50V49H137ZM140 50H138V53H140L139 51ZM246 50V49H245ZM253 50V49H252ZM13 51V50H12ZM247 51V50H246ZM263 51V50H262ZM14 52V51H13ZM257 52H259V51H257ZM256 52V53H257ZM98 53V52H97ZM99 54V53H98ZM14 56L18 59V57L20 58V56H16L15 54H14ZM100 56V55H99ZM97 58V57H96ZM216 58H218V57H216ZM100 59V58H99ZM19 60V59H18ZM112 60V59H111ZM115 60V59H114ZM134 60V61H135ZM90 62H91V64H90ZM108 62H110V61H108ZM117 63V62H116ZM132 63H135V62H133L132 61ZM144 63H143V65H144ZM218 63V62H217ZM114 64V63H113ZM118 64V63H117ZM116 64V65H117ZM130 64V63H129ZM182 64V65H181ZM237 64V63H236ZM115 65V64H114ZM142 65V66H143ZM145 65H144V67H145ZM107 66V65H106ZM20 67H22V66H20ZM92 67V68H91ZM98 67H99V65H98ZM98 67H96V68H98ZM109 67V66H108ZM128 67H129V65H128ZM14 68V67H13ZM12 68V69H13ZM112 68V67H111ZM143 70H142V69ZM10 69V68H9ZM103 69V68H102ZM107 69V68H106ZM16 70H17V68H16ZM24 70L25 69H23V72L22 73H27L28 72V70L26 71V72H24ZM95 70H97V69H95ZM104 70V69H103ZM177 70H180L181 72H177ZM234 70V69H233ZM240 70V69H239ZM13 71H14V69H13ZM22 71V70H21ZM104 71H106V70H104ZM145 71V70H144ZM235 71V70H234ZM123 72H122V74H123ZM153 72V71H152ZM238 72V71H237ZM236 72V73H237ZM9 73V72H8ZM12 73V72H11ZM107 73H109V71L107 72ZM119 73V72H118ZM126 73H128V72H126ZM124 74V78H123V80L126 78V75L127 74ZM232 73V72H231ZM19 74V73H18ZM148 74V73H147ZM157 75V72L155 73H152V75ZM158 74H160V73H158ZM167 74V75H168ZM208 74V73H207ZM217 74V73H216ZM239 74V73H238ZM15 75V74H14ZM23 75V74H22ZM115 75H116V77L118 78V74L116 73H114V75H113V77L114 78H116L115 77ZM233 76L235 75L234 73L232 74ZM237 75V74H236ZM7 76H9V75H7ZM13 76V75H12ZM19 76L21 77V73L19 74ZM63 76H65V77H63ZM67 76V77H66ZM108 76V75H107ZM159 76H163V75H159ZM14 77V76H13ZM69 77V78H68ZM91 77H93V81L92 80H90L91 79ZM147 77V76H146ZM146 77H144L145 79H146ZM231 77V76H230ZM6 79L8 78V77H5ZM17 78H18V82L17 81H14L13 80V82H14V84L16 85V87L18 88L19 87V89L20 88H24L25 86H26V84H24V82H19V77L17 76ZM42 78V79H41ZM61 78L63 79V80H61ZM106 80H113V78H111V76L109 77V78H111V79H109L108 77H104ZM116 78V79H117ZM141 78V80H142V77H140ZM235 76H234V79H233V81H236L235 80ZM11 79V78H10ZM14 79V78H13ZM16 79V78H15ZM104 79V80H105ZM127 79V78H126ZM125 79V83H126V80ZM145 79H144V81H145ZM239 79H241V78H239ZM238 79V80H239ZM12 80V79H11ZM10 80V81H11ZM34 80V79H33ZM88 80V82H86ZM106 80L105 81H103V82H106ZM112 80H111V82H112ZM119 80H120V77H119ZM141 80H137V81H135V82H138V81H140L139 82V85L142 83L143 84V82H141ZM163 80V79H162ZM237 80V81H238ZM32 81V80H31ZM91 81V82H90ZM114 82H113V84L116 86V85H119V83H120V81H116L115 79L113 80ZM164 81H167L166 79L165 80H163V82H161L162 83V85H163V83H164ZM209 81V80H208ZM232 81V82H233ZM240 81V80H239ZM90 82V83H89ZM102 82V81H101ZM108 82V81H107ZM122 83H123V81H122ZM129 83V82H128ZM166 83V82H165ZM164 83V84H165ZM168 83H169V81H168ZM168 83H166V85H168L169 86V84ZM235 83V82H234ZM14 84H12V85H14ZM127 84V83H126ZM131 83H129V85H130ZM135 84H138V83H135ZM233 86H234V84L233 83H231ZM240 83L238 82V85H239ZM25 85V86H24ZM154 86H155V88H156V84H153ZM152 85V86H153ZM161 85V84H160ZM162 85H161V87H162ZM3 86H4V84H3ZM134 86V85H133ZM150 86H151V84H150ZM164 86V85H163ZM229 86H231V85H229ZM235 86L237 87V84H235ZM146 87L147 86H144V87H142L141 89L143 90L144 88H145V90H146ZM157 87H159V86H157ZM165 87V86H164ZM164 87H163V89H164ZM207 87H209L208 85H207ZM226 86H224V91H225V88ZM236 87H234L235 89H237V90H239L238 88H239V86L236 88ZM252 87V86H251ZM2 88V87H1ZM5 88V87H4ZM4 88H2V90H3V92H4ZM45 88V87H44ZM112 88H113V86H112ZM119 88V87H118ZM152 89L154 88V87H151ZM216 88H219V86L218 87H216ZM215 88V89H216ZM233 88V87H232ZM73 89V88H72ZM244 89V88H243ZM18 90V89H17ZM147 90H149V88H147ZM159 89H154V92H155V94L158 92H161L162 93V89H160L159 91H158ZM228 90V89H227ZM236 90V91H237ZM6 91H8V89L7 90H5V94H6ZM12 91V90H11ZM157 91V92H156ZM214 91V90H213ZM212 91V92H213ZM219 91H221L220 89H219ZM234 91V90H233ZM0 92H1V90H0ZM9 92V91H8ZM7 92V94H6V96L7 95H9V93ZM73 92V91H72ZM93 92V93H94ZM119 92V91H118ZM153 92V93H154ZM165 92V91H164ZM222 92H223V88H222ZM43 93H45V92H43ZM92 93V94H93ZM127 91H126V96H125V99H126V97L128 96L127 95ZM161 93H160V95H161ZM171 93V92H170ZM170 93H168V96L167 97H169L170 96ZM233 93V92H232ZM235 93V92H234ZM236 93H238V94H236ZM233 96H235V95H240V93L237 91ZM14 94V93H13ZM18 94V93H17ZM91 94V93H90ZM149 94V93H148ZM152 94V93H151ZM223 94V93H222ZM221 94V95H222ZM225 94V93H224ZM230 94V93H229ZM243 94V93H242ZM249 94V93H248ZM20 95V94H19ZM18 95V96H19ZM30 95L33 97V99L30 97ZM97 95H98V93H97ZM132 95V94H131ZM153 95V94H152ZM152 95H151V97H152ZM177 95V94H176ZM217 94H215L214 96H216ZM227 95V94H226ZM231 95V94H230ZM10 96H11V94H10ZM144 96H147V93H146V95H144ZM162 96V95H161ZM232 96V97H233ZM74 97V96H73ZM91 97H92V95H91ZM95 97H96V93H95ZM120 97V96H119ZM124 97V96H123ZM123 97H122V99H121V101L122 100H124V101H128L129 102V100H130V98L128 99V100H125V99H123ZM129 97H131L130 96V93H129ZM135 97V96H134ZM171 97V96H170ZM175 97V96H174ZM181 97V98H182ZM218 97V96H217ZM139 99H140V102H141V98H145V97H138ZM153 98H155V97H153ZM162 98V97H161ZM178 98V97H177ZM210 98V97H209ZM214 99L213 100H215V98L216 97H213ZM220 98V97H219ZM224 98L225 97H223V100H224ZM15 99V98H14ZM52 99V98H51ZM80 99V98H79ZM109 99V98H108ZM163 99V98H162ZM171 99V98H170ZM175 99H176V97H175ZM225 99H227V98H225ZM229 99V98H228ZM243 99V98H242ZM43 100V99H42ZM81 100V101H82ZM92 100V99H91ZM131 100H132V97H131ZM130 100V101H131ZM134 100V99H133ZM132 100V101H133ZM150 100H151V98H150ZM178 100V99H177ZM176 100V101H177ZM211 100V99H210ZM212 100V101H213ZM230 100V102H231V99H229ZM229 100H227V103H228V101ZM233 100H235L234 102H232V104H236L235 102H238L239 101V99H234V97H233ZM3 101V100H2ZM38 103H37V102ZM76 101V100H75ZM85 101V100H84ZM97 101H99V100H97ZM108 101V100H107ZM114 101V100H113ZM120 101V104H122V106H121V108L119 107V110L117 109L116 110V112H115V110H114V112H113V110H111V109H109V111L111 110V113H107V111H108V109L106 110V108L104 109V108H101L100 110L98 109V107H100L102 104H103V102H101L102 104L100 105V106H98V107H95L96 108V112H99V117L95 114V111L91 114V115H93V114H95L96 115V117H97V119L96 118H93L91 115H88V116H91L92 118H91V125L93 126V124L92 123H95L97 120H99V122L97 123L98 124V127H99V129H101L102 131L104 130H108V132H109V134H113V135H117V137H121V138H126V136L128 135V132H126L125 130H127V129H130V131L132 130V132H133V134L135 135V134H137V136L139 137H143L142 135H145V137H147V139L149 140L148 141V143H150V146L151 147H154L155 146V148H157L156 150V152H153V154H164V155H169L170 157L171 156H173V155H176L177 156V151H179L178 150V148H179V145H180V143H181V141H183L185 138H184V136L183 135H179V136H175L174 134H172V133H170V130L165 126V124L163 123V122H161V121H159L157 118H159V116H157V118L156 117H154L152 114H157L156 112L155 113H152V110L149 108V112H151L152 114H148V113H142L143 115H138L137 113L135 114V112H138V111H140V109L139 108H141V107H138V111L136 110L134 113L132 112V115L130 114L129 115V113H131V112H129V113H127L128 112V110H127V107L125 108V109H123L124 108V106L128 103H126L125 104V102L124 101H122V102H124V106H123V103ZM151 101H154V99H152ZM163 101V100H162ZM172 101V100H171ZM176 101H174V99H173V102H172V104L173 103H175L176 104ZM180 101H182L181 99H180ZM219 100H218V98H217V102H218ZM16 102H18V101H16ZM150 102V101H149ZM155 102H156V99H155ZM12 103V102H11ZM14 103V102H13ZM84 103V102H83ZM135 103H136V100H135ZM145 103V102H144ZM143 103V104H144ZM204 103V102H203ZM203 103L201 102V105H203ZM222 103V102H221ZM220 102H219V104H221ZM0 104H3V102H1ZM7 103H5V105H6ZM106 104V103H105ZM151 104V103H150ZM171 104V103H170ZM171 104V105H172ZM185 104L186 105H188L189 104V102L188 103H186L185 102ZM185 104L183 105V107L185 106ZM219 104H217V105H219ZM11 105V104H10ZM79 105H81V104H79ZM96 105V104H95ZM98 105V104H97ZM128 105V104H127ZM133 105V102H131V106ZM138 105H140V104H138ZM168 106L169 107V110H170V107L171 108H173V110H175L176 109V107L178 108V106H179V104L178 105H172V106H175V107H172V106ZM181 105V104H180ZM225 105H228L229 106V104H222V108L225 106ZM35 106H34V108H35ZM60 106V105H59ZM62 106V105H61ZM60 106V107H61ZM78 106V105H77ZM92 106V105H91ZM117 106H119L118 104L116 105V106H112V108L114 107H117ZM141 106H142V102H141ZM194 106V105H193ZM193 106H191V108L193 107ZM196 106V105H195ZM194 106V107H195ZM221 106V105H220ZM233 107H234V105H232ZM1 107V106H0ZM5 107H8V106H5ZM4 107V108H5ZM40 107V106H39ZM76 107V106H75ZM85 107V106H84ZM102 107V106H101ZM104 107V106H103ZM144 107H145V104H144ZM163 107V105L161 106V108ZM197 107V106H196ZM206 107H207V105H206ZM232 107V108H233ZM79 108V107H78ZM77 108V109H78ZM86 108V107H85ZM113 108V109H114ZM132 107H128V109H131ZM133 108H135L134 106H133ZM152 108V107H151ZM165 108V107H164ZM175 108V109H174ZM181 108V106L179 107V109ZM221 107H219V109H220ZM226 108V106L224 107V109ZM231 107L230 108H226L225 109V112H228V111H226V110H231L232 109ZM11 108H9V110H10ZM24 109H25V107H24ZM28 109V108H27ZM87 109H89L88 108V105H87ZM103 109L105 110V112H103ZM121 109V110H120ZM135 109H137V108H135ZM142 109H143V106H142ZM168 109V108H167ZM194 110L193 111H191L190 110V113H192V112H195V108H193ZM216 109V108H215ZM0 110H3L4 111V109L2 108V109H0ZM6 111H4V112H6L7 113V116H9L8 115V111L9 110H7V109H5ZM78 110H80V108L78 109ZM84 110V109H83ZM99 110V111H98ZM123 110V112H124V114L123 113H120L121 111ZM127 110V111H126ZM132 110V109H131ZM163 110V109H162ZM169 110L167 111L166 110V112H165V114L167 113L168 115H164V113L162 114V116H164L165 118L166 117H168L169 116ZM184 112H183V111ZM181 110V112H183V114L184 113H188V112H186L185 111V107H184V109H182ZM187 110V109H186ZM218 110V109H217ZM229 110V111H230ZM53 111V110H52ZM61 111V110H60ZM126 111V112H125ZM142 111V110H141ZM141 111H140V113H141ZM165 111V110H164ZM163 111V112H164ZM176 111H178V110H175V111H173V112H176ZM188 111V110H187ZM197 111V110H196ZM216 111V110H215ZM214 111V112H215ZM223 111V110H222ZM232 111V110H231ZM233 111H234V113H236L235 112V110L233 109ZM232 111V112H233ZM19 112V111H18ZM22 114H23V116L25 117V118H27L28 117V115H27V112H26V109L25 110H22ZM29 112V111H28ZM64 112V111H63ZM62 112V113H63ZM72 112V113H71ZM117 112H118V114H117ZM158 112V111H157ZM180 112V113H181ZM220 112V111H219ZM218 112V113H219ZM224 112V113H225ZM264 112V111H263ZM1 113V117H0V124H1V121H2V124H4V120H3V117L5 118V116H4V114L5 113H3V115H2V111L0 112ZM10 113V112H9ZM16 113V112H15ZM55 113V112H54ZM79 113H81L80 111H79ZM88 113V112H87ZM121 115H120V114ZM128 114L126 117H124L123 115H125V114ZM171 113V112H170ZM190 113L189 114H187L188 116L190 115ZM195 113H197V112H195ZM222 113V112H221ZM19 114H20V112H19ZM19 114H15L16 116H15V118L17 119V123H16V125L17 126H20V125H22V123L20 122V118L22 119V115H19ZM33 114V113H32ZM58 114V112H56V114L55 115H57ZM63 114H65V113H63ZM78 113H76V115H77ZM161 114H159V115H161ZM172 114V113H171ZM170 114V115H171ZM217 114V113H216ZM220 114V113H219ZM228 114H230L229 112H228ZM52 115V114H51ZM53 116V117H55V118H57L58 119V115H57V117L56 116ZM62 115V114H61ZM70 115H66L65 114V116H70ZM79 115V114H78ZM80 115H82V113L80 114ZM172 115H174V113L172 114ZM176 115H178V117L180 116H182V113L181 114H178V112H177V114ZM185 115V114H184ZM183 115V116H184ZM186 115V116H187ZM195 115V114H194ZM214 115V114H213ZM260 115H262V114H260ZM14 116V115H13ZM46 116H47V114H46ZM182 116V117H183ZM187 116V117H188ZM190 116H192V114L190 115ZM198 116V115H197ZM216 116H220V115H216ZM226 116V118H227V115H225ZM224 116V117H225ZM230 116H231V114H230ZM233 116H235V114L234 115H232V117ZM18 117V118H17ZM63 117V116H62ZM79 117H81V116H79ZM87 117V116H86ZM85 117V118H86ZM170 117V116H169ZM173 117V116H172ZM237 117V116H236ZM10 118V117H9ZM30 118V117H29ZM50 118H51V116H50ZM73 118V117H72ZM82 118V117H81ZM83 118H84V116H83ZM85 118L83 119V120H85ZM191 118V117H190ZM221 119L220 117H217V119ZM2 119V120H1ZM52 119V118H51ZM64 119V118H63ZM76 120H77V118H75ZM160 119V118H159ZM167 119V118H166ZM175 119V118H174ZM194 119H196V118H194ZM214 119V118H213ZM218 119V120H219ZM233 119V118H232ZM27 120H29V119H27ZM71 120V119H70ZM87 121H88V123L90 122L89 120V118L87 117V119H86ZM94 120V121H93ZM96 120V121H95ZM210 120V119H209ZM12 121V120H11ZM22 121V120H21ZM54 121H58V126H61V123H60V125H59V120H55L54 119ZM53 120H51L50 122H52V124H53V122H54ZM72 121V120H71ZM79 122H80V120H78ZM76 122L75 121V123H77V125L79 124V122ZM82 121V120H81ZM87 121H86V123H87ZM167 121V120H166ZM179 121V120H178ZM194 121V120H193ZM193 121H191L192 123H193ZM221 121V120H220ZM251 121V120H250ZM16 122V121H15ZM25 122H26V120H25ZM69 122V121H68ZM82 122H84L85 123V121H82ZM183 122V121H182ZM181 122V123H182ZM198 122V121H197ZM218 122V121H217ZM21 123V124H20ZM86 123L84 124V125H86ZM185 123V122H184ZM1 124V125H2ZM67 124V123H66ZM81 124V123H80ZM79 124V127H82L81 125ZM188 124V123H187ZM194 124H195V122H194ZM213 124H215V123H213ZM220 124V123H219ZM218 123H217V125H219ZM0 125V126H1ZM31 125V127L29 126V124H28V126H29V128H32L33 126H32V124H30ZM56 125V123H55V126H57ZM89 125V124H88ZM91 125H89V127L91 126ZM198 125V124H197ZM216 125V126H217ZM245 125V124H244ZM6 127H7V125H5ZM173 126V125H172ZM2 127H3V129H2V131L4 130L5 131V129H4V126L2 125ZM22 127V126H21ZM20 127V128H21ZM35 128H36V126H34ZM50 127V126H49ZM61 127H63V126H61ZM84 127V126H83ZM83 127H82V129L81 130H83ZM88 127V126H87ZM195 127H197V126H195ZM219 127H221L220 125H219ZM8 128V127H7ZM28 128V127H27ZM28 128V129H29ZM57 128V127H56ZM68 128V127H67ZM86 128V127H85ZM94 128V126L92 127V129ZM185 128V127H184ZM208 128V127H207ZM257 128H258V126H257ZM261 128V127H260ZM264 128V127H263ZM0 129V130H1ZM9 130V132L11 131L10 129H11V127L10 128H8ZM17 129V131H18V127L16 128ZM36 129H38V128H36ZM46 129V128H45ZM51 129H52V126H51ZM65 129V128H64ZM73 129V128H72ZM87 129V128H86ZM91 129V130H92ZM95 129V128H94ZM14 129H12V131H13ZM20 130H22V128L21 129H19V131ZM30 130H33V129H29V130H26V131H28L29 133H25V131H24V134H30L31 132V134L32 135H37V134H33V132H36V131H30ZM42 130H44V129H42ZM87 130H89V129H87ZM100 130V131H101ZM183 130V129H182ZM206 131H205V133L207 132V129H205ZM214 130V129H213ZM218 130V132L221 130V136H224L225 135V132L227 131H223L224 132V134L222 135V129L221 128H218L217 129ZM2 131L0 132L1 134H0V137H1V135H5L6 134V132H5V134L4 133H2ZM39 131V130H38ZM37 131V132H38ZM49 131V130H48ZM70 131H72V130H70ZM94 131V130H93ZM96 131H97V129H96ZM102 131L100 132L101 133V136H102ZM129 131V132H130ZM147 131V132H146ZM175 131V130H174ZM8 132V134H9V136H10V133ZM23 132V131H22ZM44 132H47V130H45ZM50 132V131H49ZM61 133V135H62V130L60 131ZM76 132H77V134H80L81 132H78V129L76 128V130H75V132L73 133V135H72V133H69V134H67L66 133V131L65 132H63V134L65 133V134H67V135H64V136H55L54 135V137H53V134H52V137H51V139H49L48 141L47 140H45L46 141V143H44V140H42L43 142L42 143H44V144H42V148L40 149V150H37V149H35L34 147L36 146L35 144H39L40 143V140L42 139V138H38L39 139V142L37 141V140H34L35 141V146L34 145H32L34 142H33V139H32V144H31V142L30 141H28V142H30V143H28V145H26L25 146V142L24 143H22L23 145H24V147H25V149H23L22 148V146L23 145H21V143L20 142H18L19 143V145H18V143L17 142H14L13 140H11V139H9V138H6L5 139V137H4V141H2V142H5V144H4V146H0V147H2L3 148V150L1 151V153H0V163H12V165H13V162H14V160H15V156H16V154H19V156H21L22 154H24L25 155V158L23 157V159H22V157H21V160H23V161H21L20 163H21V165L24 163V165H25V169L31 174V175H33V174H35V179L38 177L39 179H47V181H49V180H51L52 182H54L55 183V187L57 186L58 187V185H60L61 184V187L60 188H58V191L59 190H65V188L67 187V188H69V186L71 187L72 186V184L71 185H68L69 184V182L67 181L68 179H67V177H66V175L65 174H68L69 172H70V174H71V170L72 171H78L79 172V170L80 169H78L79 167H77V165H76V163H82L81 165H85V160L84 159H86V158H83V157H86L88 154V144L87 143H89L90 144V142H91V137H89V135H90V133L87 135L88 136V138H90L89 140H88V142H87V140H85L86 141V143H84L85 141H83V144L85 145H83L82 143H79V142H82V140L81 141H77L76 140ZM146 132V133H145ZM201 132V131H200ZM13 132H11V134H12ZM14 133H17V132H14ZM21 133V132H20ZM43 134L44 135V133L40 130V133H39V135L40 134ZM192 133V132H191ZM202 133V132H201ZM214 133V132H213ZM230 133V132H229ZM7 134V135H8ZM30 134V135H31ZM51 134V133H50ZM49 134V135H50ZM55 134L57 135V133L55 132ZM75 134V135H74ZM227 134V133H226ZM21 135H23V133H21ZM27 135V136H28ZM29 135V136H30ZM31 135V137L32 138H34L35 136H32ZM107 135V134H106ZM218 135V134H217ZM14 134H13V136H11V138L12 139H17V138H14ZM42 136V135H41ZM40 136V137H41ZM80 136V135H79ZM86 136V135H85ZM95 135H93V137H94ZM97 136V137H96ZM96 136L94 137L95 139H97L98 140V135L96 134ZM133 136V135H132ZM136 135L134 136V138L135 137H137ZM3 137V136H2ZM1 137V138H2ZM8 137V136H7ZM46 137V136H45ZM45 137L43 136V139H45ZM48 137V136H47ZM81 137V136H80ZM104 137V136H103ZM129 137H130V135H129ZM21 137H19V141H21V139H20ZM23 138L25 139V138H27L26 136H23ZM22 138V139H23ZM77 138H79V137H77ZM86 138V137H85ZM84 138V139H85ZM88 138H86V139H88ZM121 138H119V140H121ZM188 138V137H187ZM212 138V137H211ZM218 138H220V136L218 135V136H216L215 137V139H214V137H213V139H214V141H216V139L218 140ZM247 138V137H246ZM35 139H36V137H35ZM102 139V138H101ZM100 139V136H99V140L100 141H102ZM200 139L202 140V137H200ZM210 139V138H209ZM116 140H118V139H116ZM134 140V139H133ZM187 140V139H186ZM1 141V140H0ZM24 141V140H23ZM105 141V140H104ZM104 141H102L103 143L102 144H105L104 143ZM137 141V140H136ZM36 142H38V143H36ZM99 142V141H98ZM106 143H107V141H105ZM121 142H122V140H121ZM134 142V141H133ZM212 142V139H211V141L209 142V143H211ZM1 143V142H0ZM94 143V142H93ZM111 142H109V143H107V144H110ZM137 143L139 144V142L137 141ZM136 143V146L138 145ZM144 143V142H143ZM208 143V144H209ZM30 144V145H29ZM41 144V143H40ZM82 144V145H81ZM95 144V143H94ZM96 144H97V141H96ZM100 144H101V142H100ZM106 144V145H107ZM111 144H113V143H111ZM1 145H2V143H1ZM44 145V146H43ZM28 146V147H27ZM96 146V145H95ZM97 146L99 147V145L97 144ZM101 146V145H100ZM110 146V145H109ZM113 147L115 146L114 144L112 145ZM188 146V145H187ZM189 146H190V144H189ZM203 146H204V144H203ZM26 147L27 148H29L28 150H29V152L32 150V152L34 151V149H35V151H36V153H33L32 155H30V154H27L28 152H26L27 150H26ZM30 147H31V149H30ZM33 147V148H32ZM38 147H39V145H38ZM40 147H41V145H40ZM98 147H97V149H98ZM116 148H117V146H115ZM36 148H37V146H36ZM89 148H91V149H93V147H91V146H89ZM95 148V147H94ZM116 148H114L115 150H116ZM183 148V147H182ZM253 148V147H252ZM100 149H104L103 148V146L100 148ZM126 149V148H125ZM125 149H122L123 151L125 150ZM137 149V148H136ZM186 149V148H185ZM184 149V150H185ZM198 149H199V147H198ZM1 150V149H0ZM23 150H26V151H24L23 152ZM119 150V149H118ZM121 150V152H123ZM131 150V151H130ZM194 150V149H193ZM195 150H197V148H195ZM247 151H248V149H246ZM106 151V150H105ZM128 151H130V153L131 152H133L132 151V148L131 149H129V148H127V150H126V152H128ZM250 152H251V150H249ZM248 151V152H249ZM32 152H30V153H32ZM99 153V150L98 151H96V153L95 154H98ZM116 152H118V151H116ZM120 152V151H119ZM134 152H135V149H134ZM252 152H253V149H252ZM130 153H129V155H130ZM135 153H137V152H135ZM87 154V155H86ZM153 154H151V157H152V155ZM158 154V155H159ZM184 154V153H183ZM251 154V153H250ZM259 154V153H258ZM26 155L28 156V157H26ZM86 155V156H85ZM104 155V153L102 154V156ZM125 155V154H124ZM132 155L134 156V154L132 153ZM144 155H145V153H144ZM156 155H155V157H156ZM252 156L254 155V156H256L254 153L253 154H251ZM19 156H18V158H19ZM93 154H92V156L90 155V157L92 158V159H88L89 160V163H94V165H93V168H96V164H97V162H92L91 160H93L94 158H93ZM102 156H101V158H102ZM145 156H147V155H145ZM183 156V155H182ZM187 156V155H186ZM258 156V155H257ZM96 157H99L98 155H96ZM127 157V156H126ZM148 157V156H147ZM150 157V156H149ZM150 157V158H151ZM169 157V158H170ZM180 157V156H179ZM184 157V156H183ZM18 158H17V160H18ZM84 160V162H82L81 160L82 159ZM100 158V159H101ZM134 158H137V157H134ZM186 158V157H185ZM253 158V157H252ZM106 159V158H105ZM115 159V158H114ZM128 159V158H127ZM139 159V158H138ZM174 159H175V156H174ZM187 159V158H186ZM87 160V159H86ZM94 160H97V159H94ZM98 160H99V158H98ZM141 160V159H140ZM140 160H138V162H135V163H141V165H142V162L140 161ZM91 161V162H90ZM105 161V160H104ZM121 161H122V159H121ZM136 161V160H135ZM149 161V160H148ZM148 161H146L147 163H148ZM155 163H160L159 161H155V160H153ZM177 161V160H176ZM179 161H180V163H181V160L179 159ZM188 161V160H187ZM259 161H260V159H259ZM19 162V161H18ZM112 162V161H111ZM20 163H17V164H19L20 165ZM68 164V167L70 166L71 167V165H74V163H75V165H76V169L74 168L75 166H73V167H67L68 168V173L67 172H64L65 174L64 175H62V170L61 169H63L62 168V166L64 165V164ZM84 163V164H83ZM96 163V164H95ZM102 163H103V160H102ZM87 164V163H86ZM20 165V166H21ZM24 165H23V167H24ZM91 165V164H90ZM136 165V164H135ZM14 166V165H13ZM12 166V167H13ZM19 166V168H18V170L20 169L21 170V168H22V174H23V171H24V169H23V167H20ZM86 166V165H85ZM231 166V165H230ZM82 167V166H81ZM80 167V168H81ZM221 167H223V166H221ZM8 168V167H7ZM15 168H17V167H15ZM93 168H92V173H95L94 172V170H93ZM119 168V167H118ZM204 168V167H203ZM71 169V170H70ZM78 169V170H77ZM86 169V168H85ZM91 169V168H90ZM90 169L89 170H87V172H86V170H85V174L86 175H88V177H89V173L88 172H90ZM205 169V168H204ZM224 169V168H223ZM225 169L226 170H228V167H225ZM231 169H232V167H231ZM70 170V171H69ZM81 170H82V168H81ZM8 171V170H7ZM15 171V169H13V172ZM64 171H65V169H64ZM181 171V170H180ZM206 170H204V172H205ZM213 171V170H212ZM212 171H207V172H211V175H212ZM216 171V170H215ZM221 171H224V170H221ZM11 172H12V169H11V171H10V174H11ZM12 172V173H13ZM146 173V171H143V173ZM148 172V174H149V171H147ZM176 172V171H175ZM179 172V171H178ZM183 172V171H182ZM187 172H185L184 174H186ZM200 173H202V172H200ZM9 174V175H10ZM26 174V173H25ZM69 174V175H70ZM205 174H207L206 172H205ZM204 174V175H205ZM8 175V176H9ZM17 176H18V174H16ZM15 175V172L12 174V176H15V177H17ZM28 175V174H27ZM86 175H85V179H86ZM159 175V174H158ZM198 175V174H197ZM203 175V176H204ZM11 175H10V177H12ZM20 176V175H19ZM18 176V177H19ZM22 176V175H21ZM26 176V175H25ZM24 176V177H25ZM64 176V177H63ZM68 176V175H67ZM70 176H72V175H70ZM80 176H82V175H80ZM78 174H77V177H75V178H77V179H79V177H80ZM92 176H93V174H92ZM91 176V177H92ZM184 176V175H183ZM183 176H182V178H183ZM207 176V175H206ZM14 177V178H15ZM31 177V176H30ZM29 177V178H30ZM66 177V178H65ZM73 177V176H72ZM84 177V176H83ZM88 177H87V179H88ZM91 177H90V180L88 179V180H85L87 183H88V181H91V182H93V180L94 181H96L95 183H97V180H95V179H91ZM107 177V176H106ZM120 177V176H119ZM127 177V176H126ZM148 177V176H147ZM155 177V176H154ZM186 177V176H185ZM205 177V176H204ZM209 177H210V179H211V176H210V174H209ZM13 178V182H15L14 179ZM23 178V177H22ZM22 178H20V181H21V179ZM33 178H34V176H33ZM81 178V177H80ZM137 178V177H136ZM187 178V177H186ZM196 178V177H195ZM198 178V177H197ZM7 179V178H6ZM31 179V178H30ZM29 179V180H30ZM38 179V180H39ZM62 179L63 180H65V182L67 181L68 182V184H67V186L66 185H64V186H66V187H64V189H61L62 188ZM67 179V180H66ZM84 179V178H83ZM103 180V177H100V180ZM109 179V178H108ZM135 179V178H134ZM150 179V178H149ZM155 179V178H154ZM160 179H162V178H160ZM193 179H194V177H193ZM209 179V180H210ZM247 180L248 179H250V178H246ZM246 179H243L240 183H242V182H246V184H249V180L247 181ZM262 179V178H261ZM9 180H10V182H11V180H12V178H9ZM9 180H5L6 182L5 183H7V181H9ZM27 180H28V178H27ZM33 180V179H32ZM40 180V181H41ZM71 181H72V179H70ZM82 180V179H81ZM99 180V181H100ZM124 180H126V179H124ZM132 180V179H131ZM144 180V179H143ZM142 180V181H143ZM146 180V179H145ZM148 180V179H147ZM187 179H183V183H180V188H181V191L184 193V195H185V197L186 198H188V199H193L197 194H198V192H201V191H199L198 190V186H199V184H201V182H203V180L202 181H200V183L198 184L197 183V185L195 186V183H194V181L196 182V179H194V181H193V183H192V181L190 182V181H186ZM254 180V179H253ZM258 180V179H257ZM19 180H18V184H19V182H20ZM40 181H38V183L40 182ZM47 181H45V182H47ZM85 181H82L80 184H83ZM110 181V180H109ZM135 181V180H134ZM150 181V180H149ZM255 181V180H254ZM2 181H0V183H1ZM9 182V183H10ZM33 182H34V180H33ZM32 182V183H33ZM50 182V181H49ZM59 182H61V183H59ZM75 182H76V180H75ZM90 182V183H91ZM106 182V181H105ZM136 182V181H135ZM147 182V181H146ZM185 182V183H184ZM256 182V181H255ZM260 182V181H259ZM5 183L3 184V182H2V184L4 185V186H6L5 185ZM16 183H17V179H16ZM23 182H21V184H22ZM28 183L30 184V182L28 181ZM37 183V184H38ZM43 183H44V180H43ZM59 183V184H58ZM79 183H73V187L74 188H76L75 186H76V184H78L77 186L79 187V189L80 188H82V187H80L81 185H79ZM87 183H84V185L83 186H85L86 187V185H88ZM89 183V184H90ZM142 182H140V183H138L137 185H139L140 186V184H141ZM250 185H252V182H251V180H250ZM8 184V183H7ZM20 184V186L21 187H23L24 186V184L26 185L27 183H23L22 185ZM34 184H35V182H34ZM36 184V185H37ZM40 184L43 186V184L40 182ZM47 184H49V183H47ZM47 184H46V186H47ZM86 184V185H85ZM147 184V183H146ZM234 185H233V188H234V186H236V188H234L235 190L236 189H242L240 186H239V184H238V186L240 187V188H237V185H235V182L233 183ZM261 184V183H260ZM2 185V186H3ZM30 185H32V184H30ZM29 185V186H30ZM44 185H45V183H44ZM50 185V184H49ZM136 185V184H135ZM136 185V186H137ZM202 185V184H201ZM232 185V184H231ZM14 186V185H13ZM123 186V185H122ZM243 186V185H242ZM256 187H257V189H258V187L259 186H257V185H255ZM15 187V186H14ZM28 187V186H27ZM44 187V186H43ZM85 187H83L82 189H85ZM153 187V186H152ZM170 187V186H169ZM197 187V188H196ZM248 187H249V185H248ZM254 187V186H253ZM2 188H5V187H2ZM7 188L8 189H10V187H8L7 186ZM6 188V189H7ZM29 188V187H28ZM27 188V189H28ZM122 188H124V187H122ZM156 188V187H155ZM225 190H224V192L225 193H227V191H228V196L231 194V192H232V190H230V188L228 187V189L231 191V192H229V190L227 189V187L225 188V187H223ZM243 188H244V186H243ZM247 188V187H246ZM14 189V188H13ZM16 189V190H15ZM15 189H14V191H12L11 189H10V191H9V193H8V197H7V194H6V196H4V195H2V196H4V197H6L8 200H10V201H13V202H11V203H17V202H19L18 200H20V199H18V197H20L19 195H18V191L17 190H19L18 189V186H17V188L15 187ZM57 189V188H56ZM78 188H77V190H79ZM152 189V188H151ZM157 189V188H156ZM164 189V188H163ZM171 189H172V187H171ZM252 189V188H251ZM255 189V188H254ZM259 189H261V187H259ZM263 189H264V187H263ZM1 190V189H0ZM21 190H22V188H21ZM74 190V189H73ZM129 190V189H128ZM173 190H174V188H173ZM172 190V191H173ZM179 190V189H178ZM178 190H177V193H178ZM206 190V189H205ZM227 190V191H226ZM234 190V191H235ZM20 191V190H19ZM71 191V190H70ZM83 191V190H82ZM155 191V190H154ZM180 191V192H181ZM207 191V190H206ZM218 191H219V189H215V190H211V191H209V193H213V192H215L216 194H218L219 195V193H218ZM26 192V191H25ZM73 191H71V193H72ZM76 192V189H75V191H74V193ZM140 192V191H139ZM208 192V191H207ZM14 193L16 194V196L14 197ZM33 193V192H32ZM63 193V192H62ZM62 193L60 194V195H57V196H62ZM71 193H66V195H65V193H64V196H66V198H67V196H69ZM174 193V192H173ZM176 193V192H175ZM225 193H223V194H225ZM237 193H238V190H237ZM51 194H53V193H51ZM232 194H233V192H232ZM24 195L26 196V193H24ZM54 195L55 194H53V198H54ZM213 195V194H212ZM222 195V194H221ZM243 195H244V197H246V198H248L249 200H247V202L249 201L250 203L251 202H253V203H256L258 200H261V199H264V191H255V190H248V191H246L245 193H243ZM56 196V195H55ZM72 196H73V194H72ZM150 196V195H149ZM182 196V195H181ZM98 197V196H97ZM45 199H49V198H46V197H44ZM53 198H51V199H53ZM59 198V197H58ZM93 198V197H92ZM152 198V197H151ZM176 198V197H175ZM220 198V197H219ZM233 198V197H232ZM238 198V197H237ZM25 199V201L26 200H28L27 199V197L26 198H24ZM55 199V198H54ZM76 199V198H75ZM125 199H126V197H125ZM176 199H178V198H176ZM180 199V198H179ZM156 200H157V198H156ZM54 201V200H53ZM59 201H60V199H59ZM63 201H64V198H63ZM132 201V200H131ZM261 201H263V200H261ZM22 202H24V201H22ZM153 202V201H152ZM155 202V201H154ZM210 202V201H209ZM130 203V202H129ZM204 203V202H203ZM211 203V202H210ZM210 203H208L207 202V204H210ZM243 203L244 204H246L245 202H240V204H242L243 205ZM19 204V203H18ZM25 204V203H24ZM30 204V203H29ZM193 204V203H192ZM240 204H237V208L238 207H240V206H242V205H240ZM263 204V203H262ZM3 205H4V200H2V199H0V223H2L3 225H7V222H8V219H7V216H6V214H4L3 213ZM8 205H10V204H8ZM21 205V204H20ZM26 205V204H25ZM97 205V204H96ZM133 205V204H132ZM149 205H151V203L149 204ZM175 205V204H174ZM203 205V204H202ZM210 205H212L213 206V204L211 203ZM209 205V206H210ZM240 205V206H239ZM248 205H250V204H248ZM18 206V205H17ZM199 206V205H198ZM205 206L206 205H204V208H205ZM243 206H245V205H243ZM253 206H255V205H253ZM7 207V206H6ZM102 207V206H101ZM151 207V206H150ZM207 207V206H206ZM246 207H247V205H246ZM188 208V207H187ZM218 208V207H217ZM216 208V209H217ZM241 209L242 208H245V207H240ZM239 208V209H240ZM263 208H264V206H263ZM7 209V208H6ZM30 209H31V212H30V214H32V215H34V216H36V217H53L52 218V220H53V222H55L56 224L54 225V231L52 232V235H51V242H52V245L55 247H57V249H59V252H57L56 254H58L59 255V253H62L63 252V250H65L66 252L68 251V250H70V251H68V252H71V253H75V251H71V247L72 248H74L73 246H71V247H69L68 248V250H66V244L65 243H71L72 242V244L78 249V250H83V252L82 251H80V252H82V253H84V250H86V247H87V245H89L88 243H87V241L83 238V237H81L82 235H79V237H74V239L73 240H71V233H67V235H66V237L64 236L63 237V235L61 234V232H59L58 230H57V228L56 227H58V223L60 222V221H58V218L56 219V216H58L59 215V209H52V208H50V207H43V208H40V209H37L34 205H30ZM210 209V208H209ZM238 209V210H239ZM174 210H175V208H174ZM217 210H219V208L217 209ZM237 209H236V207H235V212H238V210L236 211ZM258 210V209H257ZM264 210V209H263ZM216 211V210H215ZM227 211V210H226ZM150 213H151V210L149 211ZM148 212V213H149ZM209 213H211L210 211H208ZM218 212H220V211H218ZM235 212H233V213H235ZM261 213V211H257V213L258 214H260ZM12 213V212H11ZM222 213V212H221ZM221 213H219L220 215H221ZM239 213V212H238ZM256 213V212H255ZM256 213V214H257ZM205 214V213H204ZM235 214H237V213H235ZM154 215V214H153ZM210 215V214H209ZM208 215V216H209ZM211 215H212V213H211ZM210 215V216H211ZM218 214H216V212H215V216H217ZM230 214L228 213V216H229ZM231 215H232V212H231ZM230 215V216H231ZM175 216H176V214H175ZM209 216V218L210 219H212L213 220V217L211 216L210 217ZM214 216V215H213ZM134 217V216H133ZM146 217V216H145ZM218 218H219V216H217ZM217 217H215V218H217ZM225 217V219L227 218H229L230 219V217H227V216H224ZM232 217V216H231ZM148 218V217H147ZM176 218V217H175ZM174 218V219H175ZM56 219V220H55ZM223 219V218H222ZM147 221V220H146ZM145 221V222H146ZM173 221V220H172ZM215 221V220H214ZM213 221V223H215ZM223 221H225L224 219H223ZM11 222V221H10ZM175 222V221H174ZM174 222H168L169 224L170 223H173L174 224ZM61 223V222H60ZM212 223V222H211ZM65 224V223H64ZM64 224H61L62 226L64 225ZM130 224V223H129ZM172 224V225H173ZM260 224V223H259ZM60 225V224H59ZM213 225V224H212ZM67 226V225H66ZM170 225H168V227H169ZM211 226V225H210ZM215 226H217L216 224H215ZM69 226H67L66 227V230H67V232H68V230L69 229H72V227L70 226L69 228H68ZM173 227H175V226H173ZM172 227V228H173ZM193 227V226H192ZM208 227V226H207ZM204 228V227H203ZM8 229V228H7ZM121 229V228H120ZM29 230V229H28ZM42 230V229H41ZM173 230V229H172ZM190 231H192V230H190ZM210 231V230H209ZM31 232V231H30ZM34 232H36L35 230H34ZM188 232V231H187ZM194 232V231H193ZM21 233H23L22 231H21ZM20 233V234H21ZM40 233V232H39ZM119 233V232H118ZM123 233V232H122ZM198 233V232H197ZM215 234H213V233H211V235H210V233H209V235H208V238L206 239L207 241L206 242H208V241H210V240H212V239H214V238H211V239H209V237H211L212 236V234L214 235V236H216V232H214ZM218 233V232H217ZM222 232H220V237H221V234ZM15 234H16V232H15ZM51 234V233H50ZM76 234V233H75ZM173 234V233H172ZM190 234H192L191 232H190ZM196 234V233H195ZM206 234H208V233H206ZM37 235L38 234H35V236H36V238H38L37 237ZM42 235H43V230H42ZM41 235V236H42ZM65 235V234H64ZM72 235H74V234H72ZM77 235V234H76ZM160 235H162V234H160ZM159 235V237H161ZM193 235V234H192ZM224 235V234H223ZM234 235V234H233ZM34 236V237H35ZM40 236V237H41ZM46 236H47V234H46ZM172 236V235H171ZM240 236V235H239ZM39 237V239L41 240L43 237H41L40 238ZM154 237V236H153ZM194 237V236H193ZM111 238V237H110ZM109 238V239H110ZM171 238V237H170ZM197 238V237H196ZM199 238V237H198ZM225 240H227L228 241V238L225 236ZM262 238V237H261ZM13 239H14V237H13ZM38 239V240H39ZM157 240H159V238H156ZM221 239H223L222 237H221ZM39 240V241H40ZM107 239L106 238H104V243H105V241H106ZM157 240H156V244L157 245H155V244H153L152 242V246H159L158 244H159V242H161V238H160V240H159V242H157ZM224 240V241H225ZM38 241V242H39ZM62 241H64V244L65 245H63L64 247H65V249L63 248V250H62V247H59L60 246V244L62 243ZM149 241H150V239H149ZM163 241V240H162ZM197 241V240H196ZM202 241V240H201ZM230 241V240H229ZM233 241V240H232ZM261 241V240H260ZM114 242V241H113ZM122 242V241H121ZM195 242V241H194ZM194 242H192V244L194 243ZM211 242V241H210ZM212 242H214V241H212ZM258 242V241H257ZM254 243V244H252L253 246H256V247H258V246H260V245H262V243L261 242H259V243ZM37 243V242H36ZM102 243H103V241H102ZM119 243V242H118ZM148 243V245L150 244V242H146V244ZM172 243V242H171ZM189 243V242H188ZM217 243V242H216ZM63 244V243H62ZM62 244H61V246H62ZM178 246H180L181 244L183 245L184 243L182 242L181 244L178 242V243H176ZM180 244V245H179ZM202 244H203V241H202ZM256 244V245H255ZM39 245V244H38ZM119 245V244H118ZM181 245V246H182ZM210 245V244H209ZM212 245V244H211ZM211 245L210 246H208L207 245V247L209 248V249H211L212 247H211ZM143 246H145V244L143 245ZM151 246V247H152ZM172 246V245H171ZM178 246H175L174 248H176V250H177V252H173V251H176L174 248H173V250H170L169 249V252L170 251H172L173 252V255H174V253H178V249H177V247ZM201 246V245H200ZM199 246V247H200ZM217 247H214V248H219L220 250H221V255H220V257H219V259H218V262L217 263H219V264H256V262H257V258L256 259H253V258H249V259H244L245 258V255H246V258H248L247 257V252H249L248 250H250L249 248L247 249L246 247H244V248H246V250H241V252H238L239 251V249L237 248V246L234 244V243H231V242H222V241H220V242H218L217 243V245H216ZM263 246V245H262ZM90 247H91V245H90ZM116 247V246H115ZM243 247V246H242ZM256 247L254 248V249H256ZM201 248V247H200ZM213 248V249H214ZM243 248V249H244ZM259 248V247H258ZM257 248V249H258ZM100 249V248H99ZM143 249H147V248H144L143 247ZM149 249V248H148ZM254 249H252V250H250L251 251V254H252V251L254 250ZM256 249V250H257ZM263 249H264V247H263ZM165 250V249H164ZM256 250H254L253 252L256 254H254L255 256H259L258 254H260V252L258 253ZM260 250V249H259ZM34 251V250H33ZM60 251H62V252H60ZM64 251V253H66ZM150 251H152V250H150ZM211 251L212 250H210V253H211ZM144 252H145V250H144ZM242 252H245L246 254L243 256V258H241L240 256H242V255H240ZM258 254H257V253ZM51 253V252H50ZM49 253V255H51ZM81 253V254H82ZM128 253V252H127ZM151 253V252H150ZM150 253H148V257H149V254ZM41 254V253H40ZM63 254V253H62ZM62 254H60L59 256H58V259L60 258V259H62L61 257L62 256H64V255H62ZM101 254V253H100ZM123 254H124V252H123ZM126 254V253H125ZM154 254H156V253H154ZM154 254H150V257H151V255H153L154 256ZM165 255L166 254H168V253H164ZM170 254H171V252H170ZM170 254H169V256H170ZM48 255V256H49ZM62 255V256H61ZM85 255H87V254H85ZM85 255H83L81 258H85ZM134 255V254H133ZM173 255H172V257H173ZM190 255V254H189ZM212 255H213V258L215 257V256H217L216 254H213V251H212ZM215 255V256H214ZM249 255H250V252H249ZM39 256V255H38ZM61 256V257H60ZM66 256H70L69 254L68 255H66ZM81 256V255H80ZM109 256V255H108ZM156 256V255H155ZM160 256V255H159ZM175 256H177L176 254H175ZM251 256V255H250ZM253 256V255H252ZM57 257V256H56ZM71 257V256H70ZM75 256L73 255V257L72 258H74ZM98 258L100 257V256H97ZM261 257H262V255H261ZM49 258H50V256H49ZM65 258V257H64ZM67 258V257H66ZM88 258H91V257H88ZM94 258H96V256H94ZM93 258V259H94ZM103 258H105V260L107 259V256L105 257V255L103 256ZM152 258V257H151ZM156 258H157V256H156ZM159 258V257H158ZM165 256H164V260H163V264H164V261H165ZM167 258H168V256H167ZM217 258V257H216ZM216 258H215V261H216ZM77 259V258H76ZM97 259V258H96ZM100 259V258H99ZM117 259V258H116ZM192 259V258H191ZM243 259V260H242ZM65 260V259H64ZM68 260V259H67ZM85 260V259H84ZM101 260V259H100ZM153 260V259H152ZM152 260H151V262H150V264L152 263ZM31 261V260H30ZM41 261V260H40ZM48 261H52V260H48ZM59 261V260H58ZM82 261V260H81ZM79 262L80 264H85L86 262L85 261H82V262ZM99 261V260H98ZM102 261V260H101ZM156 261V260H155ZM193 261V260H192ZM210 261H212V257H211V260ZM56 262V261H55ZM97 262V261H96ZM197 262V261H196ZM45 263V262H44ZM127 263H129V262H127V261H125V262H123V264H127ZM133 263V262H132ZM214 264H215V262H213ZM260 263V262H259ZM50 264V263H49ZM101 264V263H100ZM103 264V263H102ZM122 264V263H121ZM167 264V263H166ZM210 264V263H209Z\"/></svg>","mask_w":264,"mask_h":264}]
</instances>
